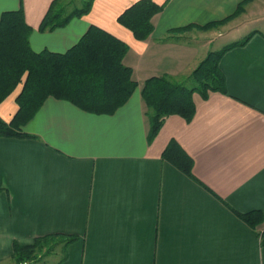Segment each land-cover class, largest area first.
Returning <instances> with one entry per match:
<instances>
[{
	"label": "crops",
	"instance_id": "obj_1",
	"mask_svg": "<svg viewBox=\"0 0 264 264\" xmlns=\"http://www.w3.org/2000/svg\"><path fill=\"white\" fill-rule=\"evenodd\" d=\"M54 1L0 0V20L23 8L36 53H65L99 27L129 46L124 64L139 86L114 115L51 97L23 128L34 138L0 137V264L15 244L51 235L77 237L61 264H264V222L253 229L238 215H264V0L217 29L203 27L246 0H154L165 8L144 42L118 22L140 0H93L87 15L42 32ZM246 26L256 34L220 62L227 92L195 94L193 120L170 116L149 143L145 82L169 76L189 85L219 51L207 47ZM187 27L196 40L169 35ZM19 93L0 105L6 123ZM172 141L193 159V177L163 158Z\"/></svg>",
	"mask_w": 264,
	"mask_h": 264
},
{
	"label": "trees",
	"instance_id": "obj_2",
	"mask_svg": "<svg viewBox=\"0 0 264 264\" xmlns=\"http://www.w3.org/2000/svg\"><path fill=\"white\" fill-rule=\"evenodd\" d=\"M246 0L231 17L211 23L203 28L222 26L244 12ZM93 0L78 7L76 0H55L46 15L41 31L48 32L67 25L73 18L87 15ZM165 5L154 0H140L127 9L118 22L130 30L138 41H147L154 32L153 19ZM169 32L172 36L188 30ZM32 29L27 25L23 8L5 12L0 20V105L20 89L16 97L19 107L10 123L0 119V137L34 138L23 132L49 98L67 101L79 109L96 115H114L126 105L138 88L133 79V69L124 64L129 46L104 31L91 26L82 39L65 53L43 51L36 53L31 48ZM256 32L211 52L192 73L190 84L179 83L169 76L153 77L142 89L146 115L150 124L149 143L157 137L170 116H180L191 122L196 113L194 95L204 100L211 93L227 92V80L221 69L222 57L236 47L247 45ZM170 40V37L166 39ZM163 158L183 173L193 177V159L178 142L172 141ZM239 217L251 228L257 229L264 222L260 211ZM61 238L64 251L77 240L76 236L51 235L37 239L31 246L15 244L13 264H28L38 258V252ZM264 243V233L262 234ZM50 249V248H48ZM66 259V256L64 260ZM63 260V261H64ZM61 264V262L59 263Z\"/></svg>",
	"mask_w": 264,
	"mask_h": 264
},
{
	"label": "rangeland",
	"instance_id": "obj_3",
	"mask_svg": "<svg viewBox=\"0 0 264 264\" xmlns=\"http://www.w3.org/2000/svg\"><path fill=\"white\" fill-rule=\"evenodd\" d=\"M87 1L88 0H76V4L80 8ZM245 10H243V11L245 12ZM244 12H242L238 17H240ZM238 17H236V18H238ZM236 18H234V19H236ZM224 26H225V24H224ZM218 27L219 26L213 27V28H216L217 29ZM242 29L243 30H241L240 32L234 33V35H232L231 37L224 38V39H220L218 43H216L213 46L211 45L212 47L211 46H208L207 47V48H209L208 51L211 50L210 48H212V49L215 48L214 50H216V49L217 50H220L224 46H226L227 44L231 43L232 41L233 42L238 41L239 40L238 38L240 37V34H243V36L245 37V35H248L250 33V31L252 30V29H250L249 26H246V27H244ZM225 30H227V28L224 29L223 31L225 32ZM220 31H222V30H220ZM183 33H185V32H183ZM184 36L185 37H188L189 36V38L190 39H193V40H196L197 39V38L194 39L193 35H191L189 33H185ZM209 54H210V52L206 56H208ZM54 239L55 240H53L47 246V248L43 249L41 252H38L39 255H38V258H37L36 261L29 262L28 264H59L60 262H62L64 260L65 256H66V254H67V250H66V252L64 251V246L60 243L62 241L61 238H54ZM48 248H50V249H48ZM3 264H13V262H12V260H10V261H5ZM14 264H16V263H14Z\"/></svg>",
	"mask_w": 264,
	"mask_h": 264
}]
</instances>
